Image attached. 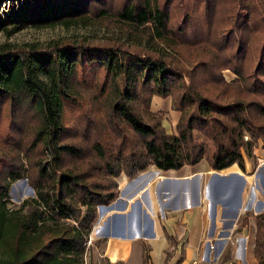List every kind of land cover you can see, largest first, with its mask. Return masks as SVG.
Returning <instances> with one entry per match:
<instances>
[{
    "label": "trees",
    "instance_id": "1",
    "mask_svg": "<svg viewBox=\"0 0 264 264\" xmlns=\"http://www.w3.org/2000/svg\"><path fill=\"white\" fill-rule=\"evenodd\" d=\"M7 1L13 6L0 16V31L39 19L102 16L112 0ZM111 13L151 42L152 53L61 42L24 52L0 46V107L10 100L15 116L24 102L39 119L27 153L39 154L35 197L10 209L9 189L22 168L0 171V264H84L97 207L115 200L122 173L180 169L204 157L213 170L234 163L244 170V152L251 157L264 141V0H123ZM188 45H203V54L180 67L177 52ZM16 69L20 88L8 84ZM222 69L237 77L225 81ZM82 83L105 100L93 96L87 121L79 116L70 134L63 113L66 105L85 106L75 90ZM151 95L174 96L176 133L148 111ZM195 133L213 143L211 155L196 149ZM255 220L254 253L264 264V213Z\"/></svg>",
    "mask_w": 264,
    "mask_h": 264
},
{
    "label": "crops",
    "instance_id": "2",
    "mask_svg": "<svg viewBox=\"0 0 264 264\" xmlns=\"http://www.w3.org/2000/svg\"><path fill=\"white\" fill-rule=\"evenodd\" d=\"M257 151L261 168L264 148ZM204 159L180 169L150 166L130 178L122 173L115 200L99 206L97 233L91 239L100 240L102 248L90 258L96 264H144L147 254V264H175L181 255L182 264H191L206 251L216 264H256V228L242 222L244 212L238 207V193L248 184L252 163L244 153V170L234 163L217 171L208 160L206 167H199ZM260 184L264 189V173L261 183L254 182L249 204L260 200L264 206ZM117 230L130 234L118 236ZM228 245L233 251L227 261H220Z\"/></svg>",
    "mask_w": 264,
    "mask_h": 264
},
{
    "label": "rangeland",
    "instance_id": "3",
    "mask_svg": "<svg viewBox=\"0 0 264 264\" xmlns=\"http://www.w3.org/2000/svg\"><path fill=\"white\" fill-rule=\"evenodd\" d=\"M122 3L123 0H112L110 8L108 9L110 13L103 14L102 16H96L94 13L89 12V15L83 17H61L50 18L48 20L39 19L31 23H26L25 25L23 24L20 29H15V25H8L4 30L0 31V46H10L12 50H15L16 52H24L29 51L33 47L40 49L47 47L54 42H61L97 46L112 45L113 47H124V49L130 51L134 50L152 53L151 42L149 44L146 39L138 33L130 31L126 26H121V24L117 22V17L111 13L118 10ZM12 6L13 2L7 0L5 3L3 2L0 7V16L4 15L5 12L12 8ZM173 10H175V8H173ZM179 19L180 16L178 13H175L172 17V22L175 23ZM200 21L201 16L198 14V18L197 20H193V24L198 27L197 25ZM215 23L216 22L214 21V26ZM188 46L189 47H183L180 52H177L176 56L179 58L180 67H190L194 61L198 60V55L202 52L203 45H200L201 49L199 47H194L193 45ZM221 75L227 82H230L237 77L230 69H222ZM102 76L103 73H100V78H102ZM8 84L14 88H20V74L17 69L10 76ZM76 85L75 90L78 93V97L85 101V106L83 108L79 106H65L63 121L64 124L71 129L70 134H73L74 129L72 128H76L79 116L84 115V122L87 121L88 115L86 114L88 113L90 100L93 99V96L95 100L100 103H103L105 100V97L99 93L97 87L96 89L91 87V83L86 84L85 86H83V83ZM174 100L175 98L173 95L166 97L158 95L150 96L148 111L154 114V118L160 120V123H162L168 133H176L175 125H177L181 115V113L176 110ZM20 104L21 106L17 108L15 116H12L11 114L10 100L4 99V102L0 107V171L14 164L22 168L21 177L13 181L9 189L8 207L12 210L18 209L24 200L35 197V192L31 183V176L35 174L34 162L36 157L39 156L35 150L29 152V157L27 156L29 144L34 138V130H37V126L39 125V119L33 110H27L24 108V102H20ZM69 138V141L74 140L71 136H69ZM195 146L196 149L203 148L208 156L214 151L213 143L204 139L198 133H195ZM256 148H259V151H261V149L264 148V141L259 140ZM252 153L253 155H251V157L247 156L245 153L246 157H248L252 163V168L251 172H249L251 176H248V184L242 191L244 196L242 198L241 208L244 212L242 219L247 217V225L256 228L255 217L259 213H264V206L260 200H256L254 203L249 204L246 199L248 198L249 193L253 192L254 188H256L254 185L255 180L261 183L264 173V165L259 168L260 156L255 155L254 151ZM198 166L201 168L206 167L207 160H202ZM260 191V194L262 195L261 197L264 198V189L261 184ZM210 193L211 190H209V195ZM213 198L214 196H212V199ZM99 211L100 209L98 206L97 215ZM95 223L96 220L94 224ZM94 224H92L93 227L86 244L84 264H96L92 260V256L90 258V253H97V251L102 248L100 240L91 239L94 237V234H96ZM243 225L242 223L239 224V226ZM212 227L213 226L211 225V228ZM116 233L118 236H122L129 235L130 231L125 232L123 230H117ZM231 247V245L224 247L225 249L220 257V261L228 260V257L233 251ZM172 252L173 250L168 252V255H171ZM178 256L180 257L177 258L178 260L175 264H182L183 257L181 255ZM101 264L108 263H106V261H101ZM191 264H216V262L208 260L206 257V251H204L202 256L191 262ZM241 264H246V262L243 260ZM256 264H258V261H256Z\"/></svg>",
    "mask_w": 264,
    "mask_h": 264
},
{
    "label": "water",
    "instance_id": "4",
    "mask_svg": "<svg viewBox=\"0 0 264 264\" xmlns=\"http://www.w3.org/2000/svg\"><path fill=\"white\" fill-rule=\"evenodd\" d=\"M243 191V186L240 187L239 193H238V207H241L242 205V192Z\"/></svg>",
    "mask_w": 264,
    "mask_h": 264
},
{
    "label": "bare ground",
    "instance_id": "5",
    "mask_svg": "<svg viewBox=\"0 0 264 264\" xmlns=\"http://www.w3.org/2000/svg\"><path fill=\"white\" fill-rule=\"evenodd\" d=\"M96 233H97V230H96Z\"/></svg>",
    "mask_w": 264,
    "mask_h": 264
},
{
    "label": "built area",
    "instance_id": "6",
    "mask_svg": "<svg viewBox=\"0 0 264 264\" xmlns=\"http://www.w3.org/2000/svg\"><path fill=\"white\" fill-rule=\"evenodd\" d=\"M247 138V137H246Z\"/></svg>",
    "mask_w": 264,
    "mask_h": 264
}]
</instances>
